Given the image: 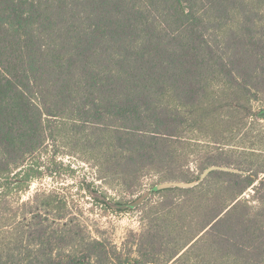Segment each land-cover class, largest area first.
<instances>
[{
  "label": "trees",
  "instance_id": "obj_1",
  "mask_svg": "<svg viewBox=\"0 0 264 264\" xmlns=\"http://www.w3.org/2000/svg\"><path fill=\"white\" fill-rule=\"evenodd\" d=\"M263 8L264 0H0V223L10 192L29 189L25 162L58 136L80 143L122 187L157 175L159 196L119 248L92 237L57 192L37 193L22 204L0 264H264V158L219 147L264 95ZM192 132L217 147L197 171L186 152ZM212 166L234 171L200 181ZM86 187L105 209H132Z\"/></svg>",
  "mask_w": 264,
  "mask_h": 264
},
{
  "label": "rangeland",
  "instance_id": "obj_2",
  "mask_svg": "<svg viewBox=\"0 0 264 264\" xmlns=\"http://www.w3.org/2000/svg\"><path fill=\"white\" fill-rule=\"evenodd\" d=\"M260 15L264 20V8ZM262 110L264 95L253 103L254 115L249 117L247 124L243 128L227 131L223 139L225 145L219 147L246 151L248 154L253 152L264 158V118L255 116V113ZM187 137L189 169L197 171L199 162L217 147L207 143V138L200 133L192 132ZM22 173L23 176L25 173L30 175L29 189L19 193L13 190L8 196L7 218L0 223V248L13 246L14 227L25 212L22 204L31 201L37 193L57 192L67 200L71 216L88 226L92 237L102 235L119 248L123 247L131 232L139 233L142 230L149 209L157 205L155 202L159 197H153L152 193V186L158 181L157 175H146L133 188L122 187L118 182L120 180L114 177L103 178L98 163L89 158L82 151L81 144L69 136H58L48 141L40 151L27 159ZM88 185L99 193H107L111 198L123 202H134L147 192H151V195L146 201L151 197L153 200L145 207L142 204L131 210L105 209L94 201L86 187ZM50 218L56 219L54 215Z\"/></svg>",
  "mask_w": 264,
  "mask_h": 264
},
{
  "label": "water",
  "instance_id": "obj_3",
  "mask_svg": "<svg viewBox=\"0 0 264 264\" xmlns=\"http://www.w3.org/2000/svg\"><path fill=\"white\" fill-rule=\"evenodd\" d=\"M234 171L232 169L229 168H225V167H219V166H212L210 168H208L207 170H205V172H203V174L201 175L200 181L204 180L211 172L213 171ZM199 182L198 181H194V182H167V183H163V184H159L155 187V190H166V189H170V188H182V189H186V188H192L195 187ZM151 195V192H147L145 194H143L141 197H139L138 199H136L134 202H132L129 207L131 208H136L138 206H141Z\"/></svg>",
  "mask_w": 264,
  "mask_h": 264
}]
</instances>
